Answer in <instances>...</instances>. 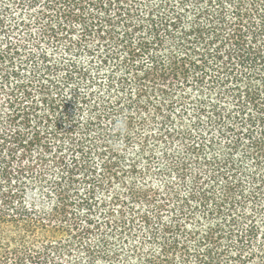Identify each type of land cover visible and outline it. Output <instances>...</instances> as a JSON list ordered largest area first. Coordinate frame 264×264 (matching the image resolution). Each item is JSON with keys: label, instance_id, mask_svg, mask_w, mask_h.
<instances>
[{"label": "trees", "instance_id": "16d2710c", "mask_svg": "<svg viewBox=\"0 0 264 264\" xmlns=\"http://www.w3.org/2000/svg\"><path fill=\"white\" fill-rule=\"evenodd\" d=\"M0 264H264V0H0Z\"/></svg>", "mask_w": 264, "mask_h": 264}]
</instances>
